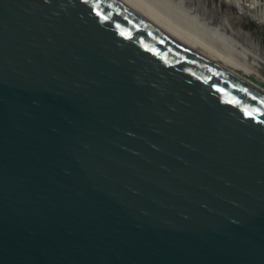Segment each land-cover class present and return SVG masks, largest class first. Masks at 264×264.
<instances>
[{"label": "water", "instance_id": "water-1", "mask_svg": "<svg viewBox=\"0 0 264 264\" xmlns=\"http://www.w3.org/2000/svg\"><path fill=\"white\" fill-rule=\"evenodd\" d=\"M0 264H264V94L125 0H0Z\"/></svg>", "mask_w": 264, "mask_h": 264}, {"label": "rangeland", "instance_id": "rangeland-1", "mask_svg": "<svg viewBox=\"0 0 264 264\" xmlns=\"http://www.w3.org/2000/svg\"><path fill=\"white\" fill-rule=\"evenodd\" d=\"M143 1L148 6L152 2ZM163 2L160 6L168 15L162 16L163 14L155 12L157 20H161L168 27L176 25L182 31L185 30V34L189 32L187 36L190 34L202 39L224 57L234 58L235 62L238 61L246 68L253 69L255 66L264 77V22L253 15L251 10L248 11L228 0H163ZM243 2L246 8H250L249 0ZM261 9L262 6L259 5L257 10ZM224 16L227 25L221 18ZM249 24L253 30L247 26ZM240 72L244 77L264 85L263 78L257 76L253 70L249 73L245 70Z\"/></svg>", "mask_w": 264, "mask_h": 264}, {"label": "bare ground", "instance_id": "bare-ground-1", "mask_svg": "<svg viewBox=\"0 0 264 264\" xmlns=\"http://www.w3.org/2000/svg\"><path fill=\"white\" fill-rule=\"evenodd\" d=\"M125 1L128 2L129 4H131L135 9H137L138 11L143 13L145 16H147L155 24L159 25L162 29L169 32L170 34H172L173 36H175L179 40L188 43L190 46L194 47L195 49L207 54L209 57H211L215 61L223 64L225 67L230 69L236 76H238V78H240L244 83L248 84L249 86L254 87L256 90H258L264 94V87L260 86L258 82L249 80L248 77L246 78V76L244 77L243 75H241L240 73L237 72L238 70L239 71L245 70L246 73H249L251 70H253L257 76L262 77L264 80V77L259 74V72L255 66H254V68L252 66L253 69L246 68L245 66L240 65V63H238V61L235 62L234 58L231 59L228 56L224 57L218 51L212 49L209 45H207L202 39H200L196 36L190 35V34L187 36V34L189 32L187 34H185V32H184L185 30L182 31V29L177 27L176 25L173 24L172 26L168 27L163 22H161V20H157V14L156 13L161 14V15L163 14L162 16L168 15V13H166V11H164L162 9V7L160 6V5H162V3H164L163 0H161L162 2L160 1L161 3L157 0H149V1H152V2H150V6H148V4H146L143 0H139V1L137 0V2L140 5L137 4V2L135 0H125ZM228 1H233L239 7H244L248 11L251 10L253 15H256V17H258L261 21L264 22V1L249 0L250 8H246L244 6L243 0H228ZM153 3H155V4H153ZM259 5L262 6L261 10H257ZM167 10H169V9H167ZM169 15H171V14L169 13ZM153 16H155L156 18ZM221 18H222L224 24L227 25L226 21H225L226 20L225 16H224V18L223 17H221ZM179 31H182V32H179ZM185 38H187L189 41H187Z\"/></svg>", "mask_w": 264, "mask_h": 264}]
</instances>
